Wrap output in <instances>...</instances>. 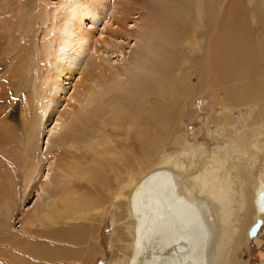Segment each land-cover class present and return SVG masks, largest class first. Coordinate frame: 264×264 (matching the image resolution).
<instances>
[{"label":"bare ground","instance_id":"bare-ground-1","mask_svg":"<svg viewBox=\"0 0 264 264\" xmlns=\"http://www.w3.org/2000/svg\"><path fill=\"white\" fill-rule=\"evenodd\" d=\"M19 1L21 5L23 0ZM39 1L43 20L36 41L38 81L31 92L18 101L22 120L16 125L11 124L16 121L12 107L16 99L10 96L16 87L11 81L21 78L22 67L33 68V47L37 40L32 32L36 20L35 2L31 5L34 11L25 8L18 14L22 31L32 36L29 43L22 47L20 40L19 44L14 42L9 25L0 38V46L5 49L4 54L0 53V65L11 54L22 60L15 69L7 68L5 78L0 76V103L7 104L0 108V145L17 144L25 131L21 138L26 173L23 206L31 211L34 220L44 208L52 207L50 196L53 193L66 186V193L74 190L72 180L85 174L83 168L91 165L100 176L108 173V169L103 172L104 168L110 171L114 165H119L126 175L118 169L123 180L117 182L122 186L118 185V193L123 195V188H131V180L135 178L123 165V160L129 156L126 148L143 152L151 136L154 139L161 129L173 127L171 119L176 114L183 113L178 118L179 125L184 119H191L197 96L189 83L191 77L203 88L199 95L203 92L213 97L220 92L224 93L222 98L226 102L240 105L241 94L250 101H259L264 96V17L256 20L257 13L252 16L248 11L258 4L263 12L264 0H189L183 14L185 22L190 23L189 31L178 30L175 13L167 15L166 0H152L153 5L161 4V10L149 5L148 0H58V3L50 2V7L47 1ZM7 2L0 0V19L4 18L1 14L7 9ZM181 3L186 2L180 0ZM179 9L175 10L179 12ZM165 16L166 21H163ZM5 19L3 22H7ZM156 27L162 35L160 42L167 44L169 50L155 42L160 39ZM15 45L22 49L18 50ZM172 74L185 78L181 90L184 88L186 97L179 107L176 97L179 88L171 81ZM228 85L231 89H222ZM169 89L175 91L173 102L164 96ZM224 111L230 116L231 110ZM250 116L246 115V121L235 135L250 129ZM236 123L242 122L233 121ZM262 126L247 130L248 136H244L243 141L229 138L230 145L217 146L210 152L184 140L179 144L178 158L162 157L157 168L172 171L157 170L138 182L129 201L133 216L127 212L132 238L130 254L125 263L122 259L114 264H243L237 252L248 243V231L255 221L264 222V211L256 206L257 198L264 199V168L256 175L255 182L251 167L264 158ZM187 146L190 153L185 154ZM198 153L204 163L199 175L190 177V182L182 179L188 168L180 159L194 162ZM137 160L140 162V158ZM138 169L136 178L143 174L141 168ZM160 186L161 195L169 192L173 202H166L164 197L160 200ZM31 196L35 199L26 206ZM125 200L128 203L127 197ZM70 201L68 197L59 202L69 205ZM9 209L11 202L5 196L0 197V213L8 214ZM31 221L27 224L34 222ZM34 235L39 237L36 232ZM260 255V264H264V253Z\"/></svg>","mask_w":264,"mask_h":264},{"label":"rangeland","instance_id":"rangeland-1","mask_svg":"<svg viewBox=\"0 0 264 264\" xmlns=\"http://www.w3.org/2000/svg\"><path fill=\"white\" fill-rule=\"evenodd\" d=\"M2 1H6V0H2ZM7 1L9 2V3L7 2L8 7L1 14V16H3L4 18L0 19V22H3V20L6 18L5 20H7V22H3V25H0V38L1 39L3 38L2 35L4 31H6L7 26L9 25L10 27H12V34H13L14 42L18 43V41L20 40V42L22 43L21 44L22 47H24V44L26 45L29 43L32 36L29 33L26 34L22 31V28L20 27V23H19L18 14L22 13V11L25 8H28V11L32 10L31 5L34 4V2H35L34 7H36V9H34L36 12V15H35L36 20H35V25L33 28L34 31H32L34 32V37H36L35 39H37L35 40L34 47H33V50L35 53V56L33 59L34 61L33 68L29 69L27 66L22 67L21 72L23 71L22 72L23 74L21 78H18L17 80L13 79L11 81V83L15 85L16 87L15 90H11L10 96H12L11 99L13 98L16 99V102H13L12 107L14 110L13 116L15 120L17 121V122L15 121L16 123L13 121L11 122V124L16 125L17 123L20 124L19 122L20 120H22L21 113H20L21 105L18 103V101L19 100L22 101L24 94L31 92V90L34 87L33 84H35V82L38 81L37 78H38L39 70H38L37 64L39 62V51H37L38 42L36 43V41H38V35L41 30V22H42L41 20H43L42 18L43 12H42L41 4H40L41 1L39 0H23L21 5H20L19 0H7ZM45 1H47L48 7L51 6L50 2L52 4H54V2L58 3V0H45ZM183 1L186 2L185 3L186 6L182 3L181 4L183 6L180 5L179 4L180 0H166L164 1V3L169 8L166 11L167 15H170L173 12L175 13L173 17H176L177 20L176 18H174L175 20L174 19H171V20H174L176 22V26L178 27V30H181V28H184L189 31L190 23L187 21L185 22L183 18L185 17L183 16V14H185L184 8L186 7L188 8L189 0H183ZM130 2H131V7H133L134 6L133 1H130ZM147 3L149 5L150 3L152 5L154 4L152 0H148ZM160 5L159 6L153 5V6H156L155 8L160 7L159 9L161 10ZM247 5H251V3H248ZM257 6L258 4L256 6L252 5L248 9V11H251L250 14L252 16H254L257 13L258 15L257 14L255 15L256 20L257 19L259 20L264 17V13H263L264 11L262 12V10H260L259 8L260 6L258 7ZM176 8L179 9L178 10L179 12L175 10ZM182 10L184 12H182ZM159 13L160 14L158 15L160 16V20H161V11H159ZM165 19H166V16L165 18H163V21H166ZM183 22L187 25L184 26ZM160 24L161 22L158 25L159 27H160ZM3 26L5 27V29ZM9 26L8 28H10ZM157 30H160V28L158 27L155 28V31L156 33H158V36L160 37V39L159 41L157 40L155 42H157L158 46L160 47L162 46L164 47L165 50H169L170 48L167 44H164L162 42L164 44L163 45L160 42L162 35H160L159 34L160 31H157ZM152 32H153V29H152ZM179 34H182V33L179 32ZM158 42H160V44ZM15 46L18 47V50L22 49L20 45H15ZM4 50L5 49L3 48V45H1L0 53L4 54ZM183 53L185 52L181 51V54ZM14 56L15 54H11L8 57V59H6L7 60L5 62L6 64L4 62L1 63L0 76L2 75L3 76L2 78H5V75H7L9 68L15 69L19 65V63L22 62L20 58H16ZM175 61H176V58H175ZM181 78H178L177 76L173 74L172 76H170L171 81H173L175 85L177 86V88H179V90L176 93L178 107L180 106V103H182V101L185 100V97H186L185 95L186 92L184 88H183L184 91L181 90V87H183V84L185 83V78L184 79L183 77ZM177 80L179 82H177ZM189 83L191 84V86L193 85L194 90L196 91V92L194 91V93L195 95H197L195 97V105L193 106L191 110L192 112L191 119H188V120L184 119L185 122L179 125L178 118L183 113L176 114L177 116L171 119V124H174L173 127L171 129H166V130L161 129L156 134L154 139H152V136H151L149 139L148 147L143 152H138L136 149L133 150L131 149V147L126 148L127 152H129V156L128 158L123 160V165H125L126 168H128L130 172L134 174L133 178L135 179L131 180V183H130L131 188L130 187L125 188V189L123 188V191H121L123 195L119 194L120 191L118 193V190H119L118 185L122 187L119 183L122 182L123 180L120 179L119 175H120V172L122 173L121 170L124 168L120 167L119 165L117 166L114 165V167L110 168V171H109V168L103 169L101 167V169H103V172L105 170V172L108 171V173L107 174L102 173V176H100L97 173L98 172L97 168H93L94 165H91V166L85 167V169L83 168L85 174H82L79 177L72 180L73 185L76 186L74 190L68 189L69 191L66 193V189H67V186H66V188L56 193H53L50 196V205L52 204L51 205L52 207L44 208L43 212L39 214L37 218L38 220L37 219L34 220V217L30 216L31 211H26L27 207L23 206L24 180H25L26 173L24 171L25 161L22 158L23 148H22L21 138L24 137L25 131L21 133L20 140L17 142V144H14L15 146L11 145L10 147H6L4 145L3 146L0 145V150H2L0 152V197L2 198V196H5V199L7 198V200L11 202V209H9L10 214L0 213V264H25L26 262H27L26 264H114V262L121 261L122 259L123 260L121 262L125 263L126 262L125 260L129 257V254H130L129 249H130V244L132 242V238L130 235L131 230H130V227L128 226L130 225V222L129 220H127V217H128L127 212H129V214L132 215L130 205H129L131 194L136 189L140 181L143 178H145L148 174L154 171H157V170H166L169 172L172 171V170L170 171V169L168 170V168L167 169L157 168L158 167L157 162L162 157L169 156L170 158H175V157L178 158V154L180 153V150H181V147H180L181 145L179 144L182 143L184 140L190 142L191 143L190 145L201 146L203 149L210 152L213 149H215L217 146L223 147L224 145H227V144L230 145V142L228 140L229 138L232 141L233 140L243 141L244 136H248V133H246L248 132L247 130H249L250 132L251 130H253L255 126L259 127V126L264 125L263 124L264 123V100H263L264 96L263 98H260L259 101L258 99H255V101L251 99L250 101V98H248L244 94L243 95L241 94L240 96L242 97L243 101H241L242 104L240 105L239 103L226 102L222 98L223 97L222 94L224 93H220V92L215 93L213 97H210L206 95L205 93L203 95V92L199 95V90H203V88L201 84H199V81H196L195 79L193 80V77H191V80L189 81ZM214 89L217 90V87H215ZM222 89L226 91V90L231 89V86L228 85L227 87L222 88ZM174 92L175 91H171V89H169V91L166 92V95H164L166 97L165 99L167 100L171 99L172 100L171 102L175 101L174 96H173ZM169 102L170 101H168V103ZM4 105L7 106V104L4 102L0 103V108L5 107ZM225 109L231 110L229 111L230 116L224 111ZM258 109L261 111H259ZM10 114H11V111L9 112V115ZM248 114H251L248 120L249 121L248 124L251 126L250 129H246V131L243 130L238 135L237 134L235 135V132L237 133L241 130L243 122L246 121V115ZM205 121L208 122V124ZM233 121H240V123L241 122L242 123L241 124L236 123L237 124L236 125V124H233ZM232 124L234 125V127H232L233 126ZM205 127L208 129V132H206ZM261 128H264V126H262ZM232 129H234V131ZM232 132L234 134H232ZM221 133H224V136H220ZM227 135L229 137H227ZM246 138L247 137H245V139ZM158 141H160V144H158ZM186 148L184 149V153L185 154L190 153L188 150L189 147L187 146ZM136 158L137 159L140 158V162ZM263 159L264 158H260V160L258 161L260 162L259 164H256V165L254 164V166L251 165L253 169L252 173L254 176L253 177L254 179H252V181L255 180L256 182V177H257L256 175H258L260 171H262V169L264 168ZM187 161H188L187 159L185 160L180 159L181 164L187 165V168H188L187 175L183 174V177L181 176V178L182 179L185 178L187 181L190 182L189 180L190 177L192 176L195 177L196 175H199V171H201V168L204 166V163H203V159L201 158V153H198V156L197 158H195L194 162H189V161L187 162ZM253 161H255V159H253ZM188 163L190 164V166H188ZM139 167L141 168L140 170L143 172V174L141 177L136 178L137 177L136 174H137V171H139L138 169ZM118 169L120 170V172ZM92 171L95 174H92L93 173ZM172 173L176 174L175 172H172ZM87 174H89V176H86ZM122 174L126 175V173H122ZM95 176L104 177V178L101 179ZM89 179H91V181H89ZM118 179H120V181ZM111 180H113L114 182ZM117 182H119L118 185H117ZM99 183L100 184L102 183V185H100ZM112 184H115V186ZM114 193H117V195ZM68 197H71V201L69 203L72 206L70 204L68 205V203H65L67 204V206L65 204L62 205L59 202ZM125 197L128 198V203L126 202ZM33 198L34 197L31 196V198L28 200L29 204L26 206H30L33 203L35 199ZM83 205L85 207H83ZM112 205H113V208H112ZM54 208L58 209L59 211ZM39 217H41L42 220ZM70 218H71V221H70ZM30 219H32V221L34 222L31 221L32 224L28 225L27 221L30 222ZM57 220L59 221L57 222ZM133 220H134V228L132 227L133 228L132 234L134 235V244H135L136 236H135V218L134 217H133ZM39 223L42 225H40ZM93 228L96 229L97 231L93 230ZM35 232L37 236L39 235V237H36L34 235ZM209 252H210V248H209ZM261 253H264V222L262 226L260 227L257 235L254 238L248 237V243L240 247V250L237 252V258L243 264H260V261H261L260 254ZM85 256L87 257V259Z\"/></svg>","mask_w":264,"mask_h":264},{"label":"water","instance_id":"water-1","mask_svg":"<svg viewBox=\"0 0 264 264\" xmlns=\"http://www.w3.org/2000/svg\"><path fill=\"white\" fill-rule=\"evenodd\" d=\"M158 196L160 197V200H161V197H164L163 199H165L166 200V202L168 201V202H173V197L171 196V194L168 192H164L162 195H161V186H160V188H159V193H158ZM256 206L261 210V211H264V199H262V198H257V201H256ZM191 222H195L193 219H192V221ZM262 224H263V221L261 220V219H257L256 221H255V223L250 227V229H249V231H248V237L249 238H254L256 235H257V233H258V231H259V229H260V227L262 226ZM198 225L196 224V227H197Z\"/></svg>","mask_w":264,"mask_h":264}]
</instances>
